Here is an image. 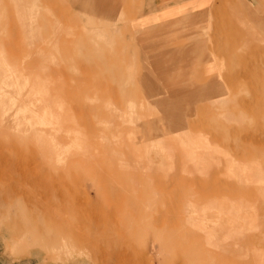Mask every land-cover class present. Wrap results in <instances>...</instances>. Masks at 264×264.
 I'll use <instances>...</instances> for the list:
<instances>
[{
  "label": "rangeland",
  "instance_id": "obj_1",
  "mask_svg": "<svg viewBox=\"0 0 264 264\" xmlns=\"http://www.w3.org/2000/svg\"><path fill=\"white\" fill-rule=\"evenodd\" d=\"M150 2L0 0V264H264V0Z\"/></svg>",
  "mask_w": 264,
  "mask_h": 264
},
{
  "label": "bare ground",
  "instance_id": "obj_2",
  "mask_svg": "<svg viewBox=\"0 0 264 264\" xmlns=\"http://www.w3.org/2000/svg\"><path fill=\"white\" fill-rule=\"evenodd\" d=\"M176 15V14H175ZM177 16V15H176ZM171 17V16H170ZM169 17V22H173V24L174 25H176L175 27H176V29H177V31L175 32V34L177 33V34H182V33H186V35L185 36H183V37H181V39L183 40H186V39H190L191 38V36H187V33L189 34V32H190V30L188 31V29H187V27H186V24L181 20V18H179V19H175V17H173V18H170ZM178 27V28H177ZM151 29V28H150ZM160 29H163L164 31H165V29L166 28H164V26L163 27H160V28H157V30H160ZM192 38H194V37H192ZM195 43V42H194ZM192 44H193V42H192ZM189 45V44H188ZM188 45H186V46H188ZM191 45V44H190ZM177 48V47H176ZM155 54V53H154ZM175 54H177V53H175ZM152 56V55H151ZM153 57V56H152ZM154 58V57H153ZM150 66V65H149ZM173 71V70H172ZM166 72V71H165ZM168 72H171V69L170 70H168ZM168 74V73H167ZM167 74H163L162 75V77H161V79H162V81H164V82H162L161 84H160V86L164 89V87H170V86H172L171 84H179V83H182V81H184L185 79V75H181V76H179V77H177V78H175V79H170L168 76H167ZM246 75H248V74H246ZM247 77V76H246ZM168 82H171V83H169L170 84V86H169V84H168ZM177 86H179V85H177ZM168 90V89H167ZM165 91V90H164ZM162 93H164V94H166L168 97H173V99H174V94L173 95H168L166 92H162ZM35 95V94H34ZM39 95V94H38ZM178 95V94H177ZM181 94H179V96H180ZM178 96V97H179ZM174 104V103H173ZM171 106V105H170ZM170 106L168 107V108H170ZM15 106H13V107H10L11 108V111H12V109L14 108ZM34 108V107H33ZM173 108V107H172ZM17 111H19V107H17ZM16 110V109H15ZM14 110V111H15ZM28 110V109H27ZM178 110V109H177ZM169 111V110H168ZM16 112V111H15ZM178 112H180V110L178 111ZM33 113V112H32ZM15 114V113H14ZM17 114V113H16ZM15 114V115H16ZM23 120V119H22ZM8 121H9V114H8V112L7 111H4V110H2V116H1V122H2V124H4L5 125V127L7 126L6 124L8 123ZM17 122V121H16ZM18 123H19V121H18ZM27 123V122H26ZM17 124V123H16ZM15 124V125H16ZM23 124V123H22ZM21 124V125H22ZM29 124V123H28ZM1 125V124H0ZM30 125V124H29ZM21 127V126H20ZM22 127H23V125H22ZM176 127V126H175ZM178 127V126H177ZM8 128V127H7ZM17 128H18V126H17ZM26 128V127H25ZM23 128L24 130H21L24 134H23V137H24V135H26V134H28V129L26 128ZM21 128H19V130H20ZM18 130V129H17ZM18 130V131H19ZM13 131V130H12ZM21 131H20V133H21ZM28 131V132H27ZM16 132V131H15ZM27 132V133H26ZM19 133V132H18ZM19 133V134H20ZM76 133V132H75ZM40 134V133H39ZM178 135V134H177ZM178 136H180V135H178ZM181 137V136H180ZM184 137H188V136H184ZM237 137V136H236ZM189 138V137H188ZM191 138V137H190ZM248 138H250V137H248ZM251 138H253V137H251ZM185 139V138H184ZM183 139V140H184ZM234 140V139H233ZM188 141V140H187ZM191 141H193L192 139H191ZM194 142V141H193ZM183 143H185V142H183ZM183 143H182V146H183ZM196 143V142H195ZM14 145H15V143H14ZM185 145V144H184ZM190 145V144H189ZM0 149H1V147H0ZM185 149V148H184ZM193 149H196L195 147L193 148ZM5 150V149H4ZM186 150V149H185ZM7 151V150H6ZM12 153V152H11ZM26 153V152H25ZM13 154V153H12ZM15 154V153H14ZM190 154V153H189ZM236 154V153H235ZM20 155V154H19ZM27 155V154H26ZM40 156V155H39ZM27 157V156H26ZM25 157V158H26ZM43 157V156H42ZM13 158V157H12ZM17 158V157H16ZM41 158V157H40ZM14 159V158H13ZM1 160V159H0ZM24 160V159H23ZM22 160V158L20 157V158H18V159H16L15 160V162H16V171H17V173L19 174L18 176H17V181H16V185L14 186V191H13V193L14 194H16V195H19L22 191H23V189H24V187H28V188H30V190L32 191V193H30V197H28V198H24V202L26 203V204H28L29 206H34V207H36V208H39V207H42L43 208V204L45 203V202H47L46 200H48L49 201V203H51V204H53L55 201H56V198H58L59 200H62V197L64 196V194H63V192H62V189H61V182H60V178L59 177H56V178H54V180L56 181V182H54L53 184H52V188L49 186V182H48V177L47 176H45V178L43 179V178H41V176L42 175H45L44 173H40V177L37 175V171H36V169H37V167L38 166H36V164L34 163V166H33V162H32V160H30V162H29V164L28 165H26V163H24V161ZM12 161H14V160H12ZM43 161V160H42ZM2 163V162H1ZM9 163V162H8ZM11 164V163H10ZM14 166V165H13ZM26 166H29V167H31L32 166V170H31V172H32V175H28L27 174V170H26ZM2 167V166H1ZM36 167V168H35ZM39 168V167H38ZM5 169V168H4ZM10 169V168H9ZM14 170V171H15ZM11 171H12V169H11ZM2 172V171H1ZM44 172V171H43ZM46 172V171H45ZM12 173V172H11ZM16 173V174H17ZM47 173H49V172H47ZM57 173V172H56ZM51 174V173H50ZM3 176V175H2ZM4 179H5V177H4ZM7 179V178H6ZM1 180V179H0ZM8 180V179H7ZM1 182V181H0ZM9 183H10V181H8ZM14 183V182H13ZM40 184H43V185H40ZM68 184V183H67ZM4 185V184H3ZM43 186V189L42 190H44L43 191V197H45L44 198V200H40V199H38V197H37V191H36V188H38L37 186ZM6 188V187H5ZM42 188V187H41ZM2 189V188H1ZM67 189V188H66ZM6 190H8V189H6ZM6 190H5V192H6ZM9 191V190H8ZM11 191V190H10ZM28 191V190H27ZM41 192V191H40ZM2 192L0 191V194H1ZM8 193V192H7ZM8 194H10V192L8 193ZM26 194V193H25ZM5 194H3L2 196H4ZM24 195V194H23ZM7 196V195H6ZM41 196V197H42ZM69 196H70V194H69ZM8 197V196H7ZM16 197V196H15ZM15 197H13V198H15ZM10 198H11V196H10ZM9 199V198H8ZM7 198H4L3 197V200H8ZM22 199V198H21ZM42 199V198H41ZM71 199V198H70ZM84 199V198H83ZM82 198L80 199L81 201L83 200ZM12 200V199H11ZM74 200V199H73ZM2 201V200H1ZM58 201V200H57ZM84 201V200H83ZM82 201V202H83ZM8 202H10L9 200H8ZM7 202V203H8ZM65 202V201H64ZM74 202V201H73ZM81 202V203H82ZM2 203H3V201H2ZM48 203V204H49ZM62 203H63V201H62ZM84 203H86V202H84ZM5 204V203H4ZM58 204V203H57ZM89 204V203H88ZM20 205H21V203H20ZM45 206H47V205H45ZM52 207V206H51ZM5 208V207H4ZM20 208V207H19ZM73 206H72V210H73ZM90 208V207H89ZM32 209V208H31ZM58 209V208H57ZM67 209V208H66ZM37 210V209H36ZM43 210H45V208H43ZM50 210H52V209H50ZM79 210H81V209H79ZM46 211H47V209H46ZM45 211V212H46ZM55 211V210H54ZM58 211V210H57ZM61 211V210H60ZM59 211V212H60ZM69 211V210H68ZM75 211V210H74ZM39 212V211H38ZM44 211H42V213H43ZM1 213H3L2 211H1ZM41 213V212H40ZM66 213V212H65ZM92 213V212H91ZM48 214H49V212H48ZM48 214H46V215H48ZM51 214V213H50ZM55 214V213H54ZM61 214V213H60ZM59 214V215H60ZM84 214V213H83ZM41 215V214H40ZM43 215H44V213H43ZM27 216V215H26ZM34 216V215H33ZM84 216V215H83ZM51 217V216H50ZM54 217V216H53ZM59 217H61V216H58V219H60ZM88 217V216H87ZM86 217V218H87ZM101 219V218H100ZM25 220V219H24ZM33 220V219H32ZM91 220H92V218H91ZM102 220V219H101ZM98 222V221H97ZM94 223V222H93ZM99 223V222H98ZM100 225V224H99ZM97 226H98V224H97ZM97 229V228H96ZM99 230V229H98ZM79 231V230H78ZM101 231V230H100ZM31 234V233H30Z\"/></svg>",
  "mask_w": 264,
  "mask_h": 264
},
{
  "label": "crops",
  "instance_id": "obj_3",
  "mask_svg": "<svg viewBox=\"0 0 264 264\" xmlns=\"http://www.w3.org/2000/svg\"><path fill=\"white\" fill-rule=\"evenodd\" d=\"M152 3L155 4V3H158L160 5H164L165 4V0H151V2L149 3V6H152ZM196 5H194V3H182L181 5H179L178 7H183L181 10H180V14H186L189 10H193L195 8H198V7H201L200 3H195ZM176 8V7H175ZM175 14L176 15H179V13L174 10V11H165V13L163 12V16H162V20L159 19L157 16H154V15H151V20H150V23L152 25V27L150 28H153L154 29L156 28H160V27H163L166 28L167 27V24H169V18L167 17H170V16H174L175 17ZM184 17H193L195 18V20H199V18H201V14L199 13H194L193 15H184ZM199 17V18H198ZM170 18H173V17H170ZM200 21V20H199ZM154 22V23H152ZM156 24V25H155ZM150 25V26H151Z\"/></svg>",
  "mask_w": 264,
  "mask_h": 264
}]
</instances>
